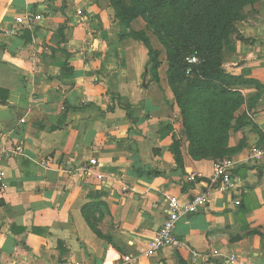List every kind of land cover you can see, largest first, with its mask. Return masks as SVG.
Here are the masks:
<instances>
[{
  "label": "crops",
  "instance_id": "obj_1",
  "mask_svg": "<svg viewBox=\"0 0 264 264\" xmlns=\"http://www.w3.org/2000/svg\"><path fill=\"white\" fill-rule=\"evenodd\" d=\"M25 13L41 16L31 30L16 23ZM245 14L222 67L250 82L235 87V117L252 125L231 145L262 146L264 0ZM124 32L109 0H0V264H264V158L249 161L248 149L235 187L211 190L176 223L188 249L144 256L167 198L205 192L214 163L190 157L162 66L153 81L147 49ZM210 250L220 256L193 261L191 251Z\"/></svg>",
  "mask_w": 264,
  "mask_h": 264
},
{
  "label": "trees",
  "instance_id": "obj_2",
  "mask_svg": "<svg viewBox=\"0 0 264 264\" xmlns=\"http://www.w3.org/2000/svg\"><path fill=\"white\" fill-rule=\"evenodd\" d=\"M259 1L261 0H109L115 20L125 30L121 37L142 42L147 49L152 80H158L160 64L150 47L148 37L143 32L130 29L137 19L146 23L166 51L169 84L173 86L176 80L181 81L190 76L188 90L195 94L191 102L193 107L196 102L200 106L193 110L199 113L207 111V117L214 119L211 123H214L212 132L215 137L208 139L198 134L202 123L195 120L199 125L197 132V127L192 128L185 116L184 135L189 140L188 154L194 160L221 157L227 153L224 145L226 130L229 122L234 120V112L244 103L235 87L250 82L231 76L223 69V50L231 43L233 36L243 40L235 29V23L245 18L248 6ZM191 57H196L198 63L190 65L187 59ZM189 68L191 72L187 74ZM208 96L213 98L212 101H207ZM200 98H205L201 104ZM236 122L237 127L247 124L241 119ZM170 151L176 165L182 167L179 143L174 142ZM146 175L158 176L160 173L148 171Z\"/></svg>",
  "mask_w": 264,
  "mask_h": 264
},
{
  "label": "built area",
  "instance_id": "obj_3",
  "mask_svg": "<svg viewBox=\"0 0 264 264\" xmlns=\"http://www.w3.org/2000/svg\"><path fill=\"white\" fill-rule=\"evenodd\" d=\"M80 14V12H79ZM40 15H33L30 13H25L20 17L16 18V23L21 25V27L25 29L31 30L34 23L36 21H40ZM187 62L190 65H195L198 63V59L196 57H191L187 59ZM190 68L187 69L186 73H190ZM261 141L262 146H252L249 150L248 160L249 161H259L264 158V130L261 132ZM19 152L22 150L19 149ZM3 161V156L0 154V189L5 190L7 188V183L5 180V176L1 169ZM96 163L95 160L90 161V165H94ZM236 163L228 158L217 159L213 165V178L210 181L211 186L209 188L189 200L180 201L177 197H168L165 206V214L166 217L158 230L154 238L148 243L147 249L144 252V256L147 258L155 256L160 250L164 248H174L178 250H187L188 247L176 240L174 236V228L176 223L180 218L185 217L189 214H194L200 209L204 208L208 199L211 196V190L225 191L229 189H233L235 187V183L232 177V170L235 168ZM191 181L195 180V176H191ZM236 205L239 202L235 203ZM192 259L195 261L199 257H203L206 260H210L212 258H216L220 256L219 251L210 250L205 255H200L196 251H191ZM126 262H131L132 259L129 256L123 258ZM227 262L230 264H235L238 262L237 258L234 256H230L226 258ZM65 264H82V263H65Z\"/></svg>",
  "mask_w": 264,
  "mask_h": 264
},
{
  "label": "rangeland",
  "instance_id": "obj_4",
  "mask_svg": "<svg viewBox=\"0 0 264 264\" xmlns=\"http://www.w3.org/2000/svg\"><path fill=\"white\" fill-rule=\"evenodd\" d=\"M139 25L135 24V26L133 24H131L130 29L135 31V32H143L149 39V44L151 49L153 50V52L157 55V60L159 61V68H161L162 66V71L160 72L166 79L167 85L171 91V95H172V106L174 107L175 113H176V119L178 124L180 125V132L182 133L183 138L186 141L187 144V150L189 147V140L188 138L184 135V123H185V116L187 117L186 122H188V124L190 126H192V128L197 127V132H198V128L199 125L195 123V120H198L199 122L202 123V125H200V132L198 134H200L202 137H207L212 138L215 137L214 133L212 132L214 129V126L211 123V120L213 121L214 119H209L207 117V111L204 113H199L196 112L195 110H193V108L195 107H200L199 103L196 102L194 107L192 105V100L195 96V94L192 91H189L188 89V81L191 80L190 76H186V78L184 80H176L173 84V86H171L168 82L167 79V71H168V63H167V56H166V51L165 49L162 47V45L159 43V41L157 40V38L153 35V32L151 29H149L146 26V23L142 20L139 19L138 21ZM159 82V81H157ZM205 98H200V104L205 101ZM212 97L208 96L207 101L210 102L212 101ZM184 110V111H183ZM238 110V109H237ZM236 110V111H237ZM235 111V112H236ZM235 112H234V120L229 122V127L226 130V138H224V145H225V150L227 151V153H225L223 156L221 157H207L205 158V160H212L213 163L217 160V159H223V158H228L233 160L236 164H239L237 157L241 156L243 154V150L247 151L246 149L250 150V148L252 146H249L246 144V139L245 137H241L239 139H237V144L236 146H232L231 145V138L236 136L239 131L244 130L243 128L246 126H251L252 124H249L248 119L246 116H243L241 118H236L235 117ZM241 119L242 121H246L247 124H245L244 126H239L237 127V120ZM214 124V123H213ZM224 129V126H221Z\"/></svg>",
  "mask_w": 264,
  "mask_h": 264
}]
</instances>
